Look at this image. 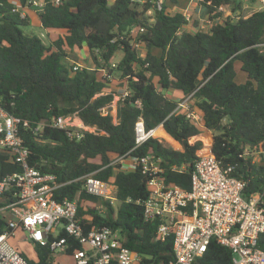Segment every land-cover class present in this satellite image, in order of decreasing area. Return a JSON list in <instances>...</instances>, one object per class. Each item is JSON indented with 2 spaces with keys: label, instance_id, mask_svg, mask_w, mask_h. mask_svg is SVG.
<instances>
[{
  "label": "trees",
  "instance_id": "trees-1",
  "mask_svg": "<svg viewBox=\"0 0 264 264\" xmlns=\"http://www.w3.org/2000/svg\"><path fill=\"white\" fill-rule=\"evenodd\" d=\"M10 1L0 0V107L28 122L30 129L21 128L20 137L30 152L29 165L56 175L60 183L95 172L96 178L112 179L116 186V207L80 192L81 182L55 191L57 200H73L80 192V199L88 203L78 208L85 229L108 227L118 231L123 245L140 254L142 264L172 260V237L154 241L157 221L143 218L148 176L139 168L123 173L108 166L111 156L127 153L158 158L165 182L189 191L195 162L210 150L230 175L247 182L246 197L262 193L264 199V160L252 163L250 158L241 157L246 147H264L263 9L245 18L237 0H195L206 8L211 21L220 19L219 8L224 5L233 4L232 10L240 14L216 21L208 30L192 22L195 30L185 31L189 19L182 13L167 12L181 0H164L161 9L156 7L157 0H62L58 6L47 3L38 12L41 28L64 31L46 46L37 36L22 32L21 27L30 25L29 19L13 12ZM17 1L22 5L26 2ZM151 10L153 17L147 16ZM134 43L145 46L144 57L138 56ZM83 45L94 68L74 71L66 67L63 61L67 51ZM119 51L121 58L113 66L111 61ZM235 62L246 75L243 83L235 81ZM101 69L110 77L118 72L129 90V95L117 102V124L111 116L100 115L99 110L113 101V92L107 91L109 78L99 76ZM156 85L183 97L192 95L203 128L187 120L183 110L174 111L177 101L158 91ZM73 113L102 134H85L76 142L61 130L32 132L39 123ZM139 119L146 131L161 124L180 149L149 138L133 150L134 127ZM20 171L19 165L0 153V178ZM4 203L0 200V207ZM96 205L104 209L102 214ZM5 230L6 222L0 217V233ZM11 243L17 245L14 239ZM32 246L35 258L21 251L29 264H55L48 246ZM258 247L264 249V235L259 237ZM82 248L72 242L67 255ZM231 259L228 249L211 240L203 263L230 264Z\"/></svg>",
  "mask_w": 264,
  "mask_h": 264
},
{
  "label": "built area",
  "instance_id": "built-area-1",
  "mask_svg": "<svg viewBox=\"0 0 264 264\" xmlns=\"http://www.w3.org/2000/svg\"><path fill=\"white\" fill-rule=\"evenodd\" d=\"M61 1L26 0L23 5L17 0L10 2L12 11L25 18L26 9L38 13L45 4L58 6ZM255 1L264 10V0ZM163 2L164 0L156 1L157 9H161ZM213 23H209L207 30ZM133 32L132 30L131 33ZM138 44L134 43L136 50ZM79 69V66H73L74 71ZM101 72L102 76L110 79L104 70ZM128 95L127 86L120 94L113 92V101L99 110L100 115L111 116L113 124H117V102ZM136 105L140 106L139 101H136ZM177 110H183L187 120L203 128L201 115L194 106L192 95L177 101L174 111ZM158 127L163 129L161 124ZM21 128L30 129L28 122L6 113L0 107V153L21 168L20 172L0 178V200L5 202L0 207V217L6 222V230L0 233V264H29L18 245L11 243L18 230L25 236L21 240H26L31 245L48 246L52 255L57 253L68 256L67 251L72 242L82 245V250H75L69 256L74 264H142L140 254L123 245L118 231L108 227L85 229L78 216V208L85 207L79 197L80 192L107 201L112 206L117 203L113 180L98 179L93 172L67 183H60L56 175L41 172L29 165L30 152L20 137ZM43 128L64 131L76 142L85 134H102L95 126L84 124L77 113L52 117L49 121L39 123L32 132L36 134ZM155 129L146 131L139 119L134 127L133 150L149 138L162 143L161 138L153 136ZM257 149L261 159L264 157L263 144L244 148L241 157L250 158L252 163H256L252 152ZM109 161L108 166H112L115 171L131 173L139 168L143 175L148 176V196L142 203L143 218L146 222L157 221L154 241L164 242L172 237V260L166 264H204L203 258L211 240L231 252L230 264H264V249L258 247V239L264 235L263 194L255 193L246 197L244 190L247 182L230 175L229 169L222 168L210 150L195 162L189 191L165 182L160 175V160L151 154L133 157L127 153L111 156ZM72 182H81L76 198L55 199V191ZM100 207L96 205L102 214L104 209ZM83 219L87 223L91 220L87 216ZM62 232L66 237H60Z\"/></svg>",
  "mask_w": 264,
  "mask_h": 264
},
{
  "label": "rangeland",
  "instance_id": "rangeland-1",
  "mask_svg": "<svg viewBox=\"0 0 264 264\" xmlns=\"http://www.w3.org/2000/svg\"><path fill=\"white\" fill-rule=\"evenodd\" d=\"M145 1H148V0H145ZM237 2H239L238 5L241 8L242 16L245 17L247 15L248 11H249L246 8L248 5H245L244 4L245 2L243 3L242 0H237ZM185 3H187V0H185V1L184 0H181L180 1V4L178 6H172L170 8L178 7V8L183 9V6H184L183 4H185ZM252 4L254 6H257V3L256 4L255 3H252ZM233 7H234L233 4H229V5L222 6V9H225V11L220 10V14H221V17L220 18H222L223 20H226L228 18H234L236 16V13L232 10ZM228 11L230 12L229 15L228 16H224L225 12H228ZM147 16L153 17V11L152 10L151 11H148L147 12ZM204 23L207 26L208 22H204ZM204 28H206V27H204ZM21 30L26 35L37 36L38 38L41 39V41L43 42V44H45L46 46H48L58 36H60L61 34H64V31L63 30H46V29H43V28H41V27H39L37 25H32V24H30L28 26L21 27ZM133 31L135 32L136 30H133ZM67 52H68L69 58L68 59H65L63 61L64 65L66 67L73 68V66L77 65V64H74L73 62H71V60L72 59L79 58V57L83 61V63L86 62V59H83L80 56L81 53L79 51H77V49H76V52L75 53H72L69 50ZM120 58H121V52L119 51V52H117L114 55V58L111 61L112 65H116L118 63V61H119ZM77 66H79V65H77ZM234 67H235V71H236V78H235L236 83H243L246 80L245 73H243L240 70L238 62H235ZM80 68H82V67H80ZM101 70H99L100 71L99 72V76H102ZM109 81H110L111 85H108V87L109 88H113L112 89V92H114L115 94H120V92L126 86L125 85V82H122L120 80L119 73L116 72V71H114L111 74V77H110ZM156 88H157L158 91L164 92V90L161 89L158 85H156ZM161 142H162L163 145L168 146V147H171L173 149H180L179 144L178 145H174L170 141L164 140L162 138H161ZM263 150H264V147H263ZM257 151H258V149L257 150H254L252 152V154L255 155V158H256L255 159V162L256 163L261 162L262 160H264V157H261V159H260V154H258ZM84 204L86 205L88 203L87 202H84ZM116 206H117V203L114 204V207H116ZM22 237L16 236L14 238V241H16V244L19 246L20 251H23L24 254L27 255L28 257L35 258L33 246L30 244V242H28L26 240H21ZM53 259H54V263L55 264H74V261L72 260V258H70L69 256H66V255H60V254H57L56 253V254L53 255Z\"/></svg>",
  "mask_w": 264,
  "mask_h": 264
},
{
  "label": "crops",
  "instance_id": "crops-1",
  "mask_svg": "<svg viewBox=\"0 0 264 264\" xmlns=\"http://www.w3.org/2000/svg\"><path fill=\"white\" fill-rule=\"evenodd\" d=\"M242 2L243 3L245 2L244 4L248 5L246 8L249 10L247 15L245 16V18L250 16L252 13H254V12H256V11L261 9L260 5H259V3L257 1H254V0H242ZM252 3H255V4L257 3V6H254ZM219 10L225 11V9H222V7ZM167 11H168L169 14H174V13H177V12L178 13H182L184 16L189 18L188 24H186L183 27V29L185 31H193V30H195V27H193L192 22L197 23V27L198 28H201L203 30H207V28H208L207 26L210 25L209 24L210 22H216V21H219V20H223L222 18H220V19L217 18V19H214V20L211 21L209 19V17H208V14L206 13V8L204 6H202V5H199V3L197 1H195V0H187V3H185V6L183 7V9L178 8V7H173V8H168ZM24 12H25L26 16L28 17L30 24L37 25V26L40 27L38 13L35 10L26 9ZM229 13H230L229 11L225 12L224 16H228ZM238 14H240V11L236 12V15H238ZM204 22H208L207 26H206V24ZM204 27H206V28H204ZM69 51H71L72 53H75L76 49L69 50ZM77 51H79L81 53L80 56L83 59H86V62L83 63V61L80 59V57L76 58V59H72L71 62H73L74 64L79 65L82 68L93 69L94 65H93V62H92V60L90 59V57L88 55V52H87V49H86L85 45H83L81 49H77ZM136 52H137L139 57H144L146 52H147V49L145 48V46H143V45H141L139 43L138 46H137ZM68 58H69V56H68V52H67L66 59H68ZM108 85H111V83H109ZM112 89L113 88L107 87V91H109V92H112ZM162 93L166 97H168L169 99L174 100L175 102L179 101L181 98H183V96L179 92L174 91V90H164V92H162ZM16 236L22 237V236H24V234L20 230H18L17 233H16Z\"/></svg>",
  "mask_w": 264,
  "mask_h": 264
},
{
  "label": "bare ground",
  "instance_id": "bare-ground-1",
  "mask_svg": "<svg viewBox=\"0 0 264 264\" xmlns=\"http://www.w3.org/2000/svg\"><path fill=\"white\" fill-rule=\"evenodd\" d=\"M153 136L154 137H159L162 138L164 140H168L171 143H173L174 145H177L173 140H171L164 132L163 129L161 127L156 128L155 130H153Z\"/></svg>",
  "mask_w": 264,
  "mask_h": 264
}]
</instances>
